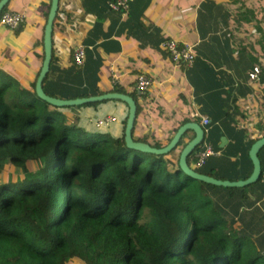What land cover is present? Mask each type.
Segmentation results:
<instances>
[{
	"label": "crops",
	"instance_id": "obj_1",
	"mask_svg": "<svg viewBox=\"0 0 264 264\" xmlns=\"http://www.w3.org/2000/svg\"><path fill=\"white\" fill-rule=\"evenodd\" d=\"M108 1H58L44 91L73 99L118 92V87V93L136 103L133 140L162 148L181 125L196 122L205 135L187 157L191 168L195 152L211 144L216 153L196 170L221 180L246 179L252 171L248 151L264 135L263 124L257 125L264 119L259 98L264 88V0H129L125 11L110 9ZM50 3L10 0L7 11L22 13L24 21L17 29L0 25V68L27 87L36 82L44 59ZM170 38L193 46L192 64L170 59L162 46ZM77 45L84 47L82 65L73 60ZM254 65L261 69L258 81L248 76ZM140 75L152 81L145 91L136 87ZM128 110L122 100L105 99L66 112L68 122L82 118L87 128H99L96 119L113 115L116 120L100 129L115 137ZM193 137L188 131L168 155L179 159ZM258 157L261 173L255 183H205L203 194L234 228L264 248V146Z\"/></svg>",
	"mask_w": 264,
	"mask_h": 264
},
{
	"label": "trees",
	"instance_id": "obj_2",
	"mask_svg": "<svg viewBox=\"0 0 264 264\" xmlns=\"http://www.w3.org/2000/svg\"><path fill=\"white\" fill-rule=\"evenodd\" d=\"M35 83L0 68V172L22 174L0 180V264H264L178 159L126 146L127 115L111 137L67 121L97 102L52 106Z\"/></svg>",
	"mask_w": 264,
	"mask_h": 264
},
{
	"label": "water",
	"instance_id": "obj_3",
	"mask_svg": "<svg viewBox=\"0 0 264 264\" xmlns=\"http://www.w3.org/2000/svg\"><path fill=\"white\" fill-rule=\"evenodd\" d=\"M9 1L10 0H0V13L3 10V8L8 4ZM58 1L59 0H51L46 24L44 26V35H43L44 59L35 83V93L39 99H42L47 103H49L50 105L56 107L78 106L85 103L102 101L105 99L122 100L128 105L129 108L128 116L126 120L125 132H124V140L128 148L162 155L172 151L177 146V144L183 139L184 135L188 131H192L194 133V137L191 138L181 149L178 159L179 169L185 175L189 176L194 180H198L206 184L222 185L229 187H242L255 183L258 180L261 173V165H260L258 153L261 150V148L264 146V135L256 139L251 144V147L248 151V155L252 163L251 174L244 180H237V181L221 180L213 176L198 172L196 169L191 168V166L187 162V157L203 141L205 135L204 128L196 122L184 123L176 130L175 134L173 135V137L166 146L162 148H155V147H151L146 143L135 141L132 138V129L134 127V121L136 116V103L130 96L118 92H108L101 95L73 98V99H61L48 95L44 91L42 83L47 73L49 72L50 62L52 59V33H53L54 20L58 10ZM221 140L223 141V138Z\"/></svg>",
	"mask_w": 264,
	"mask_h": 264
},
{
	"label": "built area",
	"instance_id": "obj_4",
	"mask_svg": "<svg viewBox=\"0 0 264 264\" xmlns=\"http://www.w3.org/2000/svg\"><path fill=\"white\" fill-rule=\"evenodd\" d=\"M129 0H109L107 5L110 9L115 11H125L128 8ZM24 21V15L19 12L5 11L0 15V25L11 29L19 28ZM162 46L169 53L170 59L176 64L190 65L195 59L193 46L187 43H180L177 40L170 38L162 43ZM73 60L76 65H82L84 60V47L77 45L73 49ZM261 69L258 65H254L252 70L248 73L250 80L258 81ZM152 81L145 75L138 76L136 80V87L140 91H145L149 88ZM116 118L113 115H105L95 120L98 127L108 126L114 122ZM208 120L203 118L202 124L206 125ZM215 150L211 144H207L202 150L195 152L194 168L201 166L209 155L215 154Z\"/></svg>",
	"mask_w": 264,
	"mask_h": 264
},
{
	"label": "rangeland",
	"instance_id": "obj_5",
	"mask_svg": "<svg viewBox=\"0 0 264 264\" xmlns=\"http://www.w3.org/2000/svg\"><path fill=\"white\" fill-rule=\"evenodd\" d=\"M259 98L262 99V102H260V104H262V106H264V88L261 90V94L259 95ZM264 111V110H263ZM261 123H258L257 125H262V128H264V119L262 118V120L258 121ZM259 128V127H258ZM30 170H34L37 166L34 163H30ZM14 175L16 176H21V171L18 169H14L12 167H9V165L6 166V170L3 171L1 170L0 172V180L3 178L5 181L9 178V175ZM73 261H70L68 264H84L81 260L78 259H72Z\"/></svg>",
	"mask_w": 264,
	"mask_h": 264
},
{
	"label": "clouds",
	"instance_id": "obj_6",
	"mask_svg": "<svg viewBox=\"0 0 264 264\" xmlns=\"http://www.w3.org/2000/svg\"><path fill=\"white\" fill-rule=\"evenodd\" d=\"M194 169H196V168H194Z\"/></svg>",
	"mask_w": 264,
	"mask_h": 264
}]
</instances>
